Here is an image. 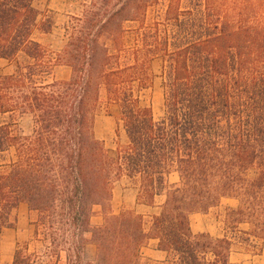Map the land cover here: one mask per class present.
<instances>
[{
	"label": "trees",
	"instance_id": "trees-1",
	"mask_svg": "<svg viewBox=\"0 0 264 264\" xmlns=\"http://www.w3.org/2000/svg\"><path fill=\"white\" fill-rule=\"evenodd\" d=\"M158 1L90 0L53 54L36 38L53 23L34 0H0V59L11 67L0 70V234L24 203L36 214L38 247L18 245L11 264H142L151 240L165 257L148 263L232 264L235 238L190 228L192 214L227 198L238 202L226 214L230 229L248 224L239 239L253 238V254L261 253L264 0H169L163 18L144 25ZM134 22L140 32L125 47V25ZM153 59L162 63L158 120L139 97ZM57 66L70 68L68 81H46ZM102 93L117 106L126 139L113 154L94 133ZM22 117L31 121L28 135L18 129ZM120 179L136 187L138 205L158 211L112 214ZM95 207L104 221L91 227ZM88 242L96 247L90 262Z\"/></svg>",
	"mask_w": 264,
	"mask_h": 264
},
{
	"label": "rangeland",
	"instance_id": "rangeland-1",
	"mask_svg": "<svg viewBox=\"0 0 264 264\" xmlns=\"http://www.w3.org/2000/svg\"><path fill=\"white\" fill-rule=\"evenodd\" d=\"M89 1L90 0H34L35 8L49 17L53 23L51 33L46 35L36 34L37 40L46 46L53 54L61 52L67 41L65 27L67 25L70 26V17L74 15L80 17L83 10V4H88ZM167 3H169V0H159L154 7L149 8L146 13L144 25H151L153 22L160 21L163 18L162 16L165 12ZM179 3H181L182 7H185V4L190 3V1L181 0ZM140 27V23L137 22L127 23L125 25L127 30L123 39L125 47L134 46L137 39L136 37L138 35L137 32H140ZM161 65L162 63L160 59H153L150 61V75L152 78L151 84L148 89L143 90L139 95L141 104L150 106L152 108L154 118L157 120L163 115V88L162 78L160 77ZM9 72H11V67L6 66L1 69L2 74H7ZM53 80L54 76L52 75L46 79L48 82ZM100 100L101 102L94 120V133L95 137L102 141L105 145V148L111 154H113L118 146H122V144H124L126 139L121 125H119L117 121V106L114 104H108L103 93L101 94ZM17 125L22 134H30L32 126L28 117L17 119ZM169 181L171 183L176 182L177 176L171 175ZM124 188L132 190V194L137 193L136 187L125 179L116 181L113 185L112 199L110 201V211L112 214L114 213V215L124 211L120 205V203H122V190ZM163 200V197L158 198L157 205H160ZM130 211L140 212V210L135 209ZM157 211L158 208L156 207L155 209L151 210L150 213H155ZM95 213L98 214V216H102L104 221V213L100 207L94 208V214ZM206 213L210 216V218L218 217V215L223 214V206L212 208ZM35 219L36 214L31 213L28 209V206L24 203H20L12 212V227L4 229L0 234V264H11L14 251L18 245L29 244L30 251L36 250V248H38L33 240V227L31 225ZM94 223L95 219L93 220L92 224ZM92 224L91 227H94ZM89 237L90 235L87 234L86 238L88 239ZM257 243L259 246V242ZM85 249L86 250H84L83 259L84 261L90 262L94 257L95 248L92 247L87 249V247H85ZM254 250L255 249H252V252ZM146 260V257H144L142 264H152L148 263Z\"/></svg>",
	"mask_w": 264,
	"mask_h": 264
},
{
	"label": "crops",
	"instance_id": "crops-1",
	"mask_svg": "<svg viewBox=\"0 0 264 264\" xmlns=\"http://www.w3.org/2000/svg\"><path fill=\"white\" fill-rule=\"evenodd\" d=\"M7 66V62L0 59V70ZM56 70V73H55ZM58 70V71H57ZM60 70V71H59ZM71 75V70L67 66H57L52 72L54 76V81H68ZM59 77V78H57ZM132 190L124 188L122 190V210H140L136 212L138 214H151L150 211L153 210L149 207L138 205L136 203V194H132ZM218 206H223V214L218 215V217L210 218L207 213L204 214H192L190 216V228L193 234H209L214 238H222L224 236L233 237L236 239L232 247V253L230 255V262L232 264H264V245L261 248V253L254 255L252 249H255L258 243L250 238L248 243H243L239 238L245 237L244 233L250 231V226L248 224H239L237 228L232 231L230 226L226 221V214L229 210L237 209L238 202L234 199H222ZM217 206V207H218ZM215 207V208H217ZM113 210V207H112ZM211 210V209H210ZM114 214V213H113ZM95 219V223L92 224ZM91 224L94 227L101 226L103 224V217L94 214L90 218ZM90 239V237L88 238ZM156 241L151 240L146 247L142 249V256L146 259H150L154 262H159L163 260L165 254L156 249ZM87 249L94 247V257L96 255V247L91 242L86 245ZM86 250V249H85ZM253 254V255H252Z\"/></svg>",
	"mask_w": 264,
	"mask_h": 264
}]
</instances>
